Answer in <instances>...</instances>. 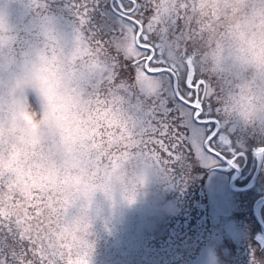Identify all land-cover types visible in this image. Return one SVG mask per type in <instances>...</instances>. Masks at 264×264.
<instances>
[{"label":"clouds","instance_id":"1","mask_svg":"<svg viewBox=\"0 0 264 264\" xmlns=\"http://www.w3.org/2000/svg\"><path fill=\"white\" fill-rule=\"evenodd\" d=\"M150 2L163 26L177 16L191 24L190 34L169 37L166 51L180 59L189 44L221 127L264 141V0ZM45 3L0 0V184L54 196L57 206L42 209L29 227L44 238L53 264H93L96 226L108 231L172 180L173 170L159 154L133 146L128 97L131 90L154 98L167 81L145 74L107 87L110 51L86 40L78 24L46 10ZM133 46L128 33L113 48L128 57ZM107 113L127 128L123 147L104 148L92 139ZM196 264H220L215 249H203Z\"/></svg>","mask_w":264,"mask_h":264},{"label":"snow or ice","instance_id":"2","mask_svg":"<svg viewBox=\"0 0 264 264\" xmlns=\"http://www.w3.org/2000/svg\"><path fill=\"white\" fill-rule=\"evenodd\" d=\"M43 7L62 13L78 24L86 40L110 51L113 71L107 87L122 81L130 84L145 74L166 79L167 87L151 99L128 91L134 147L160 157L166 154L162 161L172 170L185 162L238 168L245 156L243 145L237 133L221 127L219 109L195 72L189 44L180 59L166 51L170 36L191 33L184 16L163 26L150 0H47ZM128 33H132L134 46L132 54L124 57L113 46ZM103 112H107L106 106ZM114 120L111 113L104 115L92 136L104 148H120L129 140L126 126H117ZM256 154L264 157V146ZM56 206L54 196L32 186L17 191L11 182L0 184V264H53L44 238L29 225L39 222L42 209Z\"/></svg>","mask_w":264,"mask_h":264},{"label":"rangeland","instance_id":"3","mask_svg":"<svg viewBox=\"0 0 264 264\" xmlns=\"http://www.w3.org/2000/svg\"><path fill=\"white\" fill-rule=\"evenodd\" d=\"M239 143L245 156L238 168L185 162L170 183L156 186L146 203L126 210L108 231L98 224L93 264H196L208 247L220 264H264L258 245L264 231L254 211L264 197V157L256 154L264 141L239 137ZM232 181L241 192L231 190ZM257 213L264 226V202Z\"/></svg>","mask_w":264,"mask_h":264},{"label":"water","instance_id":"4","mask_svg":"<svg viewBox=\"0 0 264 264\" xmlns=\"http://www.w3.org/2000/svg\"><path fill=\"white\" fill-rule=\"evenodd\" d=\"M260 166H261V164H260ZM260 166H259V169H260ZM233 183H234V181H232V182H231V185H230L231 190H233L234 192H241L242 190L234 189V187H233ZM251 188H252V187H250V189H251ZM262 202H264V197H262V198H260V199L257 200V202L255 203V206H254V211H255V218H256V220L258 221V223L263 227V231H264V226H263V224H262V222H261V220H260V218H259V216H258V213H257L258 206H259V204L262 203ZM262 245H263V244H262ZM263 246H264V245H263Z\"/></svg>","mask_w":264,"mask_h":264},{"label":"flooded vegetation","instance_id":"5","mask_svg":"<svg viewBox=\"0 0 264 264\" xmlns=\"http://www.w3.org/2000/svg\"><path fill=\"white\" fill-rule=\"evenodd\" d=\"M263 177H264V176H262V177H261V178H262V180H263Z\"/></svg>","mask_w":264,"mask_h":264}]
</instances>
